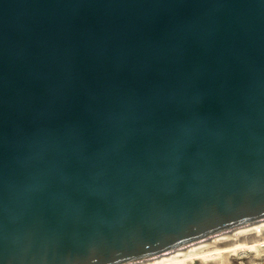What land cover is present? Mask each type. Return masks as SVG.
I'll use <instances>...</instances> for the list:
<instances>
[{"label": "water", "instance_id": "obj_1", "mask_svg": "<svg viewBox=\"0 0 264 264\" xmlns=\"http://www.w3.org/2000/svg\"><path fill=\"white\" fill-rule=\"evenodd\" d=\"M260 220L264 0H0V264Z\"/></svg>", "mask_w": 264, "mask_h": 264}, {"label": "bare ground", "instance_id": "obj_2", "mask_svg": "<svg viewBox=\"0 0 264 264\" xmlns=\"http://www.w3.org/2000/svg\"><path fill=\"white\" fill-rule=\"evenodd\" d=\"M257 228L264 229V220L248 223L188 245L166 251L156 256L127 264H227L229 256L244 249L252 250L264 233L256 234Z\"/></svg>", "mask_w": 264, "mask_h": 264}, {"label": "built area", "instance_id": "obj_3", "mask_svg": "<svg viewBox=\"0 0 264 264\" xmlns=\"http://www.w3.org/2000/svg\"><path fill=\"white\" fill-rule=\"evenodd\" d=\"M262 233H264V229L257 228L256 234ZM227 264H264V240H259L252 250L239 251L235 258Z\"/></svg>", "mask_w": 264, "mask_h": 264}, {"label": "rangeland", "instance_id": "obj_4", "mask_svg": "<svg viewBox=\"0 0 264 264\" xmlns=\"http://www.w3.org/2000/svg\"><path fill=\"white\" fill-rule=\"evenodd\" d=\"M244 250H246V249H244ZM238 253H239V251H237L236 253L230 255V256H229V260L231 261L232 259H234V258H235V255L238 254ZM252 255H253V254H252ZM193 264H200V261H198V260H194Z\"/></svg>", "mask_w": 264, "mask_h": 264}]
</instances>
